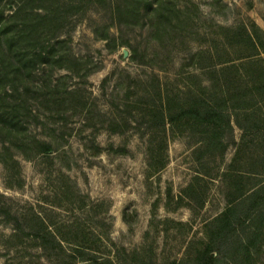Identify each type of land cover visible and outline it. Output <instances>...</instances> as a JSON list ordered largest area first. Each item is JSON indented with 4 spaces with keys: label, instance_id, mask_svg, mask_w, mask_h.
<instances>
[{
    "label": "rangeland",
    "instance_id": "1",
    "mask_svg": "<svg viewBox=\"0 0 264 264\" xmlns=\"http://www.w3.org/2000/svg\"><path fill=\"white\" fill-rule=\"evenodd\" d=\"M9 1L0 0L6 18L17 9ZM179 3L195 21L185 44L161 42L141 22L136 27L113 26L109 13L93 6L84 16L69 15L64 22L62 38L67 43L60 52H71L77 63L56 56L57 62L37 63L27 77L23 70L26 84L16 92L0 86V105H27L30 113L21 118L23 126L14 138L19 139L12 148L19 168L9 176L0 164V194L6 204L22 218L41 215L58 237L78 239L99 257L120 264L191 263L207 241V224L224 212L229 199L264 180L260 96L231 113L235 143L223 154L200 157L202 127L175 131L155 159L160 171L148 168L149 137L122 133V121H133L124 105H131L139 119L144 105L153 103L158 85L178 93L188 86L224 87L228 79L233 94L240 95L246 82L250 84L243 68L220 71L230 65L228 58L247 56L229 48L221 30L254 22L264 32V0ZM105 26L110 27L111 44L93 33ZM123 41L137 48L136 56L119 45ZM207 50L212 51L195 55ZM234 63L239 67L244 61ZM261 67H254V78ZM114 119L119 125L110 128ZM163 137L156 135L155 144ZM33 138L50 143V155L36 154ZM120 147L125 154L115 152ZM15 235L0 219V264H66L65 258H46L25 235ZM64 247L70 253L71 246ZM251 264H264V236Z\"/></svg>",
    "mask_w": 264,
    "mask_h": 264
},
{
    "label": "trees",
    "instance_id": "2",
    "mask_svg": "<svg viewBox=\"0 0 264 264\" xmlns=\"http://www.w3.org/2000/svg\"><path fill=\"white\" fill-rule=\"evenodd\" d=\"M13 4L17 5V9L9 17L6 18L4 12L0 11V86L10 87L13 92L26 84L21 72L25 70L26 77L29 76L30 69L39 62H57L55 57L59 56L60 61L77 63L71 52H60V47L67 43L62 38L66 35L64 22L69 15L82 12L84 16L93 6L104 8L109 13L113 26L129 28L136 27L141 22L142 28H146L161 42L171 39V43L180 41L185 44L188 36L192 35L191 26L195 25L187 7L180 5L179 0H11L8 3L9 6ZM120 28L118 29L121 30ZM221 32L223 42L229 48L247 52V56L242 59L228 58L225 62L230 65L220 69L222 72L239 71L241 68L246 71L250 84L249 81L246 82L240 95L233 94L235 90L231 88L232 81L225 79L224 87L200 85L195 89L188 86L179 90L183 94L170 93L158 85L152 96L153 103L144 105L146 111L139 119L134 118L131 105H124L133 121H122V133L130 130L141 138L149 137L147 154L151 160L148 163L150 170H161L155 166V159L158 158L157 154L164 151L167 136L175 131L202 127L200 142L204 149L200 157L223 154L235 143L231 113L239 109V105H250L256 96H260L264 102V32L254 22L238 28H222ZM93 33L95 38L111 44L110 27L105 26L102 31L94 29ZM195 35L198 36L197 33ZM119 45L128 46L136 56L137 48L129 42L123 41ZM210 51L212 50L199 51L195 55L203 56L211 53ZM236 60H243L244 63L238 67L234 63ZM258 65L262 69L258 78H254L252 72ZM27 111V105H0V164L9 176L19 168L12 148L17 144L15 141L19 140L14 138L23 126L21 118L30 115L26 114ZM118 125L114 119L109 127ZM159 134L164 137L156 145L155 137ZM32 142L36 147V154L48 156L53 150L50 143L35 138ZM115 152L125 154L126 149L120 147ZM25 159L29 160V157ZM164 166L162 163L160 168ZM187 189L193 190L192 185ZM0 219L12 226L15 236L25 235L34 241L48 259L65 258L66 264H120L118 260L99 257L78 239L70 241L58 237L49 229L41 215L34 214L31 219L20 217L6 204L5 197L1 194ZM207 228V241L189 264H251L264 236V180L238 198L229 199L224 212L212 219ZM64 243L71 246L70 253L65 250ZM180 264L188 262L182 260Z\"/></svg>",
    "mask_w": 264,
    "mask_h": 264
},
{
    "label": "water",
    "instance_id": "3",
    "mask_svg": "<svg viewBox=\"0 0 264 264\" xmlns=\"http://www.w3.org/2000/svg\"><path fill=\"white\" fill-rule=\"evenodd\" d=\"M123 55H124V56H127V52H126V51H124Z\"/></svg>",
    "mask_w": 264,
    "mask_h": 264
}]
</instances>
